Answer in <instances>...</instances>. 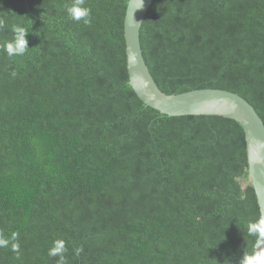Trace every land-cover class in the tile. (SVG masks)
I'll list each match as a JSON object with an SVG mask.
<instances>
[{
  "label": "trees",
  "instance_id": "16d2710c",
  "mask_svg": "<svg viewBox=\"0 0 264 264\" xmlns=\"http://www.w3.org/2000/svg\"><path fill=\"white\" fill-rule=\"evenodd\" d=\"M0 0L29 50L0 47V264H241L261 211L243 128L218 116L170 117L130 84L129 0ZM144 57L160 89L236 93L264 120V0H155ZM15 73V76L12 73ZM83 248L77 255L76 248Z\"/></svg>",
  "mask_w": 264,
  "mask_h": 264
},
{
  "label": "water",
  "instance_id": "95a60500",
  "mask_svg": "<svg viewBox=\"0 0 264 264\" xmlns=\"http://www.w3.org/2000/svg\"><path fill=\"white\" fill-rule=\"evenodd\" d=\"M155 0H129L125 17L130 84L148 107L170 117L218 116L237 122L245 133L249 184L255 190L264 218V120L242 96L221 89H200L182 94H166L158 86L144 57L141 30ZM142 3V7H141ZM264 251V235L259 234L255 253Z\"/></svg>",
  "mask_w": 264,
  "mask_h": 264
},
{
  "label": "clouds",
  "instance_id": "9594fccd",
  "mask_svg": "<svg viewBox=\"0 0 264 264\" xmlns=\"http://www.w3.org/2000/svg\"><path fill=\"white\" fill-rule=\"evenodd\" d=\"M85 0H72L70 6H67L66 11L68 17L76 22L83 21L84 24H90L92 21L91 9L85 7ZM142 7V3H141ZM5 25L0 22V28ZM11 31L13 38L10 41L3 43L2 49L8 57L23 56L28 50V41L26 39L28 33L26 29L19 25H12ZM15 76V73H12ZM249 234L264 235V218H261L258 224L249 225ZM10 247L13 252L19 253L18 233H12L11 237L0 235V248ZM68 251L64 240H54L53 246L48 251L49 257H59L57 264H68L65 253ZM79 255L83 252V248L74 249ZM241 264H264V251L255 253L254 255H245Z\"/></svg>",
  "mask_w": 264,
  "mask_h": 264
}]
</instances>
